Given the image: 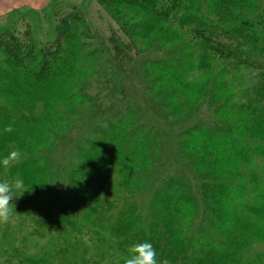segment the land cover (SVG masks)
<instances>
[{"label": "rangeland", "instance_id": "obj_1", "mask_svg": "<svg viewBox=\"0 0 264 264\" xmlns=\"http://www.w3.org/2000/svg\"><path fill=\"white\" fill-rule=\"evenodd\" d=\"M170 2L158 1L162 19L145 29L139 10L110 0H0V34L16 35L13 43L29 33L26 41L45 49L56 42L57 28H65L61 22L78 13L84 24L79 37L91 53L65 81L46 86L52 100H66L65 90L74 93L70 106L59 103L61 115L44 102L35 107V121L44 119L35 132L47 126L50 135L39 137L35 151L24 147V156L48 164L39 192L46 199L35 236L25 229L27 216L18 241V226L0 222V245L17 244L10 264H119L128 258L112 232L93 224H78L71 232L66 218L59 226L55 209L48 216L46 208L53 203L59 211L54 199L62 197L72 214L85 211L77 198L75 166L89 161H81L77 150L92 148V157L105 148L98 146L101 134L121 125L124 139L142 147L141 164L123 169L134 173L127 186L122 173L110 179L112 190L104 183V201L122 198L120 208L136 206L148 230L163 219L152 202L166 189L192 210L182 223L187 245L213 240L228 252L229 264H264V0H177L175 11L176 1L164 6ZM171 58L180 68L162 71L161 60ZM23 104L28 111L34 105ZM9 111L16 112L13 104ZM57 177L64 184L59 195L53 188ZM227 228L237 232L234 243ZM6 258L1 254L0 264H9Z\"/></svg>", "mask_w": 264, "mask_h": 264}, {"label": "trees", "instance_id": "obj_2", "mask_svg": "<svg viewBox=\"0 0 264 264\" xmlns=\"http://www.w3.org/2000/svg\"><path fill=\"white\" fill-rule=\"evenodd\" d=\"M110 1L118 6H124L131 12L139 10L143 15L142 18H145L141 24L145 29L153 27L156 22H160L162 19L161 11L157 9L159 0ZM173 1H176V6L172 7L175 11L178 5L177 0H171L170 4L165 3L164 6L171 5ZM72 11L77 10L72 9ZM149 17L153 19L148 20ZM82 20L78 13L69 14L61 22V25H64L65 28L61 29L59 26L56 30V42L40 50L26 41L30 40L29 33H23V39L21 38L16 43H13L16 35L6 32L0 34V159L9 156L13 152L11 144H14L13 149L18 153L17 157L10 159L7 165L0 163V180L21 179L29 191H25L22 195L18 190L14 192L15 197L10 201V207L12 206L11 203L14 205L13 211L10 213L8 220L3 222L7 223L8 228H12L13 224L18 226L14 234L17 241L25 231L23 229L24 216H27L25 229H31V233H27L28 236L36 235V230H38L41 223L39 218L41 205L44 206V199H46L44 197L40 200L41 193L39 192L46 185L45 178L48 174V164L34 157V152L31 154L33 158L26 159L24 156V147L27 149L32 147L31 150L35 151L39 137H42L44 141L50 135L47 126L46 130L35 132V124L44 121V119L41 115L35 121V117H33L34 110L37 103L44 102L46 108L54 107L55 112L58 110L61 115L59 103L66 101L69 104L68 106L72 103L71 99L74 93L68 95L67 90L63 88L67 93L66 95L63 93L66 100H52L46 86L52 84L58 78L65 81L71 73L80 70L83 61L91 58V53L88 54L86 51L88 45L82 41L84 39L82 35L79 37L78 31L83 24ZM194 21L199 22V19H194ZM58 23H60L59 19ZM194 31L196 32L193 33L194 35H201L205 40L211 39L203 31L198 33L199 29H194ZM209 40L206 41V44L210 43ZM188 45L190 47L189 51H194L195 46L193 44ZM179 62L178 59L173 58L161 60L160 66L162 71L165 72L170 68L177 70L180 68ZM73 77L71 76L68 81ZM5 94L12 98L10 101L16 110L13 116L10 115L9 111L12 104L4 97ZM25 100L34 103L29 111L23 106ZM51 119H53V116ZM29 130L30 132L33 131L34 134H26ZM124 132L125 129L121 125L117 126L116 129H110L108 133H102L101 137L103 139H99V144L98 141L96 144L105 146V148L104 150L96 149L98 151L92 157L89 156L94 151L92 148L87 151L77 150L81 161H89L87 165H82V167L75 166L76 177L78 175L80 178L76 187L77 198L81 200V205L85 211L76 215L72 214V208L66 202H63L62 197H59L54 199L56 204L60 206L59 211L55 204H49L46 207L49 209L48 216L52 215L55 209L54 214L56 217L58 216L59 226L66 218L70 222L68 230L71 232L78 224L82 226L93 224L103 231L112 232L115 237L120 239L118 245L124 249L122 251L128 254V257L129 248L133 244L148 241L153 244L156 250L158 262L167 260L168 264H189L188 262L191 260V264H229L226 259L229 256L228 252L220 250L217 243L211 238L207 237V240L212 241H207L202 246H195L194 243L187 245L182 231V223L189 219L188 214L192 210L175 198V193H166L165 189L152 202V205L155 203L160 207L163 219H157L152 226H149L148 230L144 226L141 227L142 223L136 206L131 204L127 208H120L119 204L123 200L122 198L117 203L103 200L105 196L104 183L112 190L115 186L113 187L111 178L115 173H122L123 178L126 176V182H123L122 185L127 186V178H131L134 173H128L123 169L127 164H141L139 158L142 147L139 151L137 147L129 144L123 137ZM23 134H26V137ZM35 136L36 140L33 139ZM233 151L235 152L234 148ZM207 155H210V151ZM122 161L125 163H122ZM45 173L46 175L42 176ZM137 180L140 179L137 178ZM55 181L53 188L56 194H63L64 184L62 180L57 177ZM28 206L30 210L27 211ZM225 231L231 236L230 242L234 243V240L237 239V232L234 233L231 228H227ZM16 246L17 244L15 247L7 248L0 245V255L6 254V261L9 264L14 251L17 250ZM221 254L223 258H219ZM29 264H38V261L31 260ZM119 264H124V260L120 261Z\"/></svg>", "mask_w": 264, "mask_h": 264}, {"label": "clouds", "instance_id": "obj_3", "mask_svg": "<svg viewBox=\"0 0 264 264\" xmlns=\"http://www.w3.org/2000/svg\"><path fill=\"white\" fill-rule=\"evenodd\" d=\"M17 155L18 153L13 151L9 156L0 159V163L7 165L10 159L17 157ZM17 190L20 191L21 195L28 191L23 180H0V222L7 221L13 211L14 205L11 203L12 206L10 207V201L15 197L14 192ZM124 264H168V261L158 262L153 244L145 241L135 243L129 248V257L124 260Z\"/></svg>", "mask_w": 264, "mask_h": 264}]
</instances>
